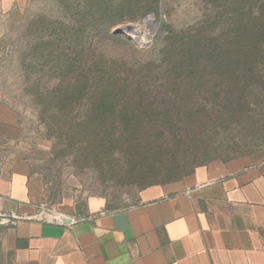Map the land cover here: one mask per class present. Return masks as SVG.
I'll return each instance as SVG.
<instances>
[{
	"label": "rangeland",
	"instance_id": "obj_1",
	"mask_svg": "<svg viewBox=\"0 0 264 264\" xmlns=\"http://www.w3.org/2000/svg\"><path fill=\"white\" fill-rule=\"evenodd\" d=\"M81 1L85 9L74 10V3ZM209 0H159L162 13L147 12L129 18L131 10L115 8L100 14V0H14L9 7L0 5V106L5 105L16 113L21 135L16 143V155L29 166L31 179L38 188L37 206L49 218L64 213L75 218H85L101 212H112L135 205L139 191L149 184H165L188 175L198 165L225 168L230 173L239 172L256 160H264V95L253 96L248 107H222L205 109L208 122L196 125L194 117H179L175 109L170 113L159 112L165 119L148 125V130L163 132L166 150L160 154L154 149L156 141L134 146L132 140L122 145L109 137L116 126L95 122L93 129L81 122L68 125L64 116V131H48L37 118L33 98L25 92L22 72L23 46L20 36L26 25L38 21L42 15L67 7L82 21L128 17L112 26L139 25L142 33L115 34L119 40L99 39L106 64L113 67L145 63H160L165 43L160 40L167 27L174 30L200 20L209 8ZM221 9L227 0H216ZM207 4V5H206ZM59 12V13H60ZM56 13V14H55ZM152 13L155 20L144 21ZM52 15V14H50ZM87 15V17H86ZM90 18V19H86ZM67 24V35L73 42L64 44L69 50L79 48L76 37L84 33L80 20ZM97 21V20H96ZM68 23V20L66 21ZM144 42L137 45L133 39ZM18 38V39H17ZM17 40V46L9 45ZM146 114H153L146 111ZM119 131V130H117ZM95 132V134H91ZM178 136L173 138L172 133ZM49 133V134H48ZM188 173V174H187Z\"/></svg>",
	"mask_w": 264,
	"mask_h": 264
},
{
	"label": "trees",
	"instance_id": "obj_2",
	"mask_svg": "<svg viewBox=\"0 0 264 264\" xmlns=\"http://www.w3.org/2000/svg\"><path fill=\"white\" fill-rule=\"evenodd\" d=\"M226 3L221 9L216 0H209L200 20L179 30L168 26L160 38L166 47L156 66L106 64L99 39L119 40L110 28L128 18L125 14L89 23L73 12L74 22L78 18L84 30L74 35L79 48L73 50L64 46L73 43L67 35L73 18L67 7L29 23L20 36L21 66L25 92L34 100L38 121L59 133L64 131L66 114L68 125L77 121L87 129H93L95 122L116 126L119 131H111L110 138L122 145L132 140L135 150L140 143L155 140L154 150L160 154L166 150L165 134L145 128L165 119L159 112L178 109L172 120L192 116L196 125L204 126L208 122L204 108L248 107L253 96L264 95V0ZM100 4V14L111 8L133 11L129 18L162 13L159 0H100ZM73 7L85 9L81 1ZM9 45L13 51L17 40Z\"/></svg>",
	"mask_w": 264,
	"mask_h": 264
},
{
	"label": "crops",
	"instance_id": "obj_3",
	"mask_svg": "<svg viewBox=\"0 0 264 264\" xmlns=\"http://www.w3.org/2000/svg\"><path fill=\"white\" fill-rule=\"evenodd\" d=\"M20 135L16 113L1 105L0 264H264V160L236 173L198 166L140 189L130 207L49 218L16 155Z\"/></svg>",
	"mask_w": 264,
	"mask_h": 264
},
{
	"label": "water",
	"instance_id": "obj_4",
	"mask_svg": "<svg viewBox=\"0 0 264 264\" xmlns=\"http://www.w3.org/2000/svg\"><path fill=\"white\" fill-rule=\"evenodd\" d=\"M147 16H150V18H151L152 20H155V19H154V15H153L152 13H149V14H146V15L143 17V20H144V21H145V18H146ZM127 26H128V25L115 27V28L113 29V33H114V34H118V33H120V34H124V35H126V34H127V30H126ZM133 41H134L137 45H143V44H144V42L138 40L136 37H134Z\"/></svg>",
	"mask_w": 264,
	"mask_h": 264
},
{
	"label": "bare ground",
	"instance_id": "obj_5",
	"mask_svg": "<svg viewBox=\"0 0 264 264\" xmlns=\"http://www.w3.org/2000/svg\"><path fill=\"white\" fill-rule=\"evenodd\" d=\"M152 20L150 16H147L145 18V21ZM127 33L132 34V35H139L142 33L141 27L139 25H128L127 28Z\"/></svg>",
	"mask_w": 264,
	"mask_h": 264
}]
</instances>
